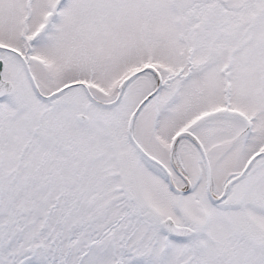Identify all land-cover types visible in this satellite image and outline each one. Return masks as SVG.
<instances>
[{"label":"snow or ice","instance_id":"6c2138e0","mask_svg":"<svg viewBox=\"0 0 264 264\" xmlns=\"http://www.w3.org/2000/svg\"><path fill=\"white\" fill-rule=\"evenodd\" d=\"M0 264H264V0H0Z\"/></svg>","mask_w":264,"mask_h":264}]
</instances>
